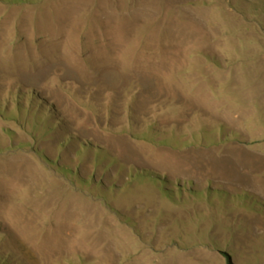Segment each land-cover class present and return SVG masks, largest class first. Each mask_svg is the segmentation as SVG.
I'll return each mask as SVG.
<instances>
[{"label":"rangeland","instance_id":"374dc122","mask_svg":"<svg viewBox=\"0 0 264 264\" xmlns=\"http://www.w3.org/2000/svg\"><path fill=\"white\" fill-rule=\"evenodd\" d=\"M0 264H264V0H0Z\"/></svg>","mask_w":264,"mask_h":264}]
</instances>
